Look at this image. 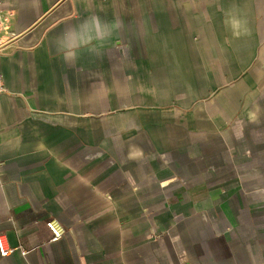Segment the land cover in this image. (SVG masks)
<instances>
[{"label": "crops", "instance_id": "1", "mask_svg": "<svg viewBox=\"0 0 264 264\" xmlns=\"http://www.w3.org/2000/svg\"><path fill=\"white\" fill-rule=\"evenodd\" d=\"M0 73V264H264V0H3Z\"/></svg>", "mask_w": 264, "mask_h": 264}, {"label": "built area", "instance_id": "2", "mask_svg": "<svg viewBox=\"0 0 264 264\" xmlns=\"http://www.w3.org/2000/svg\"><path fill=\"white\" fill-rule=\"evenodd\" d=\"M3 0H0V6L2 4ZM5 91L4 86V79L3 75L0 73V95ZM47 226L50 228V230L53 233V239H59L64 234L63 227L57 223L55 220H49L47 222ZM15 248L11 247L8 242L6 235L4 233H0V254L2 256H7L13 252Z\"/></svg>", "mask_w": 264, "mask_h": 264}, {"label": "clouds", "instance_id": "3", "mask_svg": "<svg viewBox=\"0 0 264 264\" xmlns=\"http://www.w3.org/2000/svg\"><path fill=\"white\" fill-rule=\"evenodd\" d=\"M94 20H95L96 23H99V18H94ZM118 28H119V23L117 22L116 24L112 25L110 28H107V29L104 31L103 35H104L105 37L110 36V35L112 34V31H114L115 29H118ZM74 55H75V54H73V56H74ZM65 58H66V59L68 58L67 55H66Z\"/></svg>", "mask_w": 264, "mask_h": 264}]
</instances>
